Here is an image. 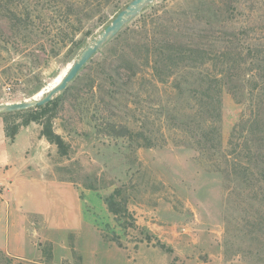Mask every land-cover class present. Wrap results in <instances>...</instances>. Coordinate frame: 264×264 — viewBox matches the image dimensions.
<instances>
[{"label": "rangeland", "instance_id": "rangeland-1", "mask_svg": "<svg viewBox=\"0 0 264 264\" xmlns=\"http://www.w3.org/2000/svg\"><path fill=\"white\" fill-rule=\"evenodd\" d=\"M123 1L119 9L109 7L104 21L93 18L90 34L78 33L52 50L53 35L43 27L49 0H0V103L41 97L132 0ZM215 2L224 11L236 6L235 19L210 24L195 0H155L55 96L44 121L69 152L62 155L44 136L48 161L58 180L80 189L86 224L79 239L72 231L50 241L52 220L58 219L56 206L47 201V225L40 237L32 236L34 257L18 258L0 248V264H264V140L246 149L245 135L235 140L242 147L229 143L235 128L247 133L250 124L242 122L254 114V129L264 135V85L240 100L224 89L220 116H213L201 110L200 89L184 82L179 92L172 79L158 82L146 60L153 50L147 38L216 54L231 50L247 61L249 44L261 42L264 50V0ZM27 9L35 22L26 18ZM250 68L237 64L231 71L246 79ZM28 116L7 115V123L22 124ZM32 122L42 131L41 123ZM112 194L126 211L110 212ZM73 201L69 196L62 208L70 203L74 210Z\"/></svg>", "mask_w": 264, "mask_h": 264}, {"label": "trees", "instance_id": "trees-1", "mask_svg": "<svg viewBox=\"0 0 264 264\" xmlns=\"http://www.w3.org/2000/svg\"><path fill=\"white\" fill-rule=\"evenodd\" d=\"M195 1L198 6L199 14L210 24L220 25L225 22L227 23V21L233 19L234 15L237 13L235 12L237 9L236 6H233L232 10L224 11L222 5H216L217 3L215 0H213L214 5L211 3V0ZM122 3H124L123 0H49V5L45 7L46 10H49L47 13L49 21L46 26H43L47 30V34L53 35L54 38L49 46L54 50L61 44H66L71 41L78 33L85 32L86 35L90 34L92 29L89 28V23L93 18L97 17L98 21H104L108 16L107 10L109 7L113 6L119 9ZM25 16H27L26 18L28 20H32V22L35 19L32 10L27 9L25 11ZM13 17L16 21H21L17 13ZM29 25L30 21L27 22L26 25H23L24 29H28ZM32 25L35 24L32 23ZM146 31L148 32L147 25ZM146 40L145 44L153 49L152 51L149 50L146 55L147 65H150L152 76L160 83H165L167 80L172 79L171 84L174 85L173 89L175 91L178 90L181 92L184 82L190 84V86L192 85L193 88L200 89L201 97L204 98L202 103H207V105L200 103V105H202V112H207L209 115L213 116L216 113L220 116L221 96L226 88L239 100L244 99L245 94L251 96L256 88L262 90L261 87L264 85V77L260 78V76L264 75V50L263 46L260 45L261 42L251 43L249 44L250 46L248 45L245 55L249 53L251 57L247 61L245 60L246 56L242 60L237 59V52L236 55H234V52L231 50L216 54L214 52H208L205 47L200 49L198 47L187 46L182 49L174 46L175 43L169 40H157L156 38H147ZM208 42L212 45L213 41L210 39ZM180 63H183L182 66H180ZM244 63L252 65V68H250L251 72L246 79L240 78V74L237 76L231 71L234 65ZM218 66L222 68L218 69ZM238 96L242 97L239 98ZM206 98L208 99L207 101ZM199 100L201 101V98H199ZM55 102L56 100L54 98L43 106L17 111L28 113L29 118L22 124L10 126L7 123L8 135L13 138L20 126L29 124L31 121H36L43 125L41 134L51 143L56 144L62 155L68 154L69 145L60 134L54 131L50 121H44ZM17 112L4 114L10 115ZM213 116H210V119H212ZM257 120L256 114H254V119L251 116L248 120H243L242 123L250 124V128L246 126V128L248 127L247 133L244 132V129L235 128L229 142L231 146H235L236 148L239 146L242 147L241 144L235 142V140H239L243 135H245L243 149L247 147L250 148L253 141L259 137H261L260 139L262 142L264 140V135L254 129V126L259 125ZM210 121H214V119ZM212 134L213 133H209L207 136L210 137ZM140 136L144 138L141 131H139V137ZM144 139L143 141L147 140V138ZM147 143L148 142H145V145H149ZM259 147L264 149V143L259 144ZM118 194L119 192L117 191V195ZM107 204L110 212L114 215L121 214L123 211L127 210L126 204L124 205V202L118 200L114 194L107 198ZM158 246L169 253L172 251V248L166 246L164 243H159Z\"/></svg>", "mask_w": 264, "mask_h": 264}, {"label": "crops", "instance_id": "crops-1", "mask_svg": "<svg viewBox=\"0 0 264 264\" xmlns=\"http://www.w3.org/2000/svg\"><path fill=\"white\" fill-rule=\"evenodd\" d=\"M47 143L34 122L20 126L12 138L7 133V114H0V248L18 258H33L37 251L32 236L41 235L47 225L45 202L57 209L56 215L52 213L58 220H52L57 226H50V241H59L57 235H72V231L79 239L80 227L86 224L81 191L56 178ZM69 196L75 202L74 210L70 203L62 208Z\"/></svg>", "mask_w": 264, "mask_h": 264}, {"label": "water", "instance_id": "water-1", "mask_svg": "<svg viewBox=\"0 0 264 264\" xmlns=\"http://www.w3.org/2000/svg\"><path fill=\"white\" fill-rule=\"evenodd\" d=\"M154 1L155 0H132L124 9L117 13L111 23L104 28L98 37L94 38L83 50H81L79 56L71 63L63 77L56 84L46 89L41 97L18 102L0 103V114L39 107L50 102L56 95L69 86L80 71L107 43Z\"/></svg>", "mask_w": 264, "mask_h": 264}, {"label": "bare ground", "instance_id": "bare-ground-1", "mask_svg": "<svg viewBox=\"0 0 264 264\" xmlns=\"http://www.w3.org/2000/svg\"><path fill=\"white\" fill-rule=\"evenodd\" d=\"M70 67V66H69Z\"/></svg>", "mask_w": 264, "mask_h": 264}]
</instances>
